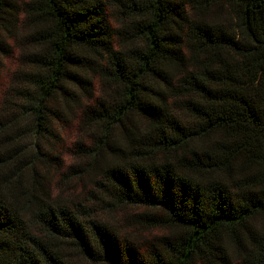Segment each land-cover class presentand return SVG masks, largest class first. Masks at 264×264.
<instances>
[{
  "label": "trees",
  "instance_id": "1",
  "mask_svg": "<svg viewBox=\"0 0 264 264\" xmlns=\"http://www.w3.org/2000/svg\"><path fill=\"white\" fill-rule=\"evenodd\" d=\"M0 82V264H264V0H0Z\"/></svg>",
  "mask_w": 264,
  "mask_h": 264
},
{
  "label": "rangeland",
  "instance_id": "2",
  "mask_svg": "<svg viewBox=\"0 0 264 264\" xmlns=\"http://www.w3.org/2000/svg\"><path fill=\"white\" fill-rule=\"evenodd\" d=\"M3 77L4 78H7V75L4 73V76ZM0 84H1V82H0ZM62 133L64 135V137H63L64 145L59 150V153L62 154V157H64V158L67 159L68 156L70 155V150H71V147H72V144H73L75 138H74L73 133L71 132V130H66L65 129ZM68 160L71 161L70 159H68ZM52 185L55 187L54 181H52ZM118 215H114L112 217H114L116 220H119L120 216H118Z\"/></svg>",
  "mask_w": 264,
  "mask_h": 264
}]
</instances>
